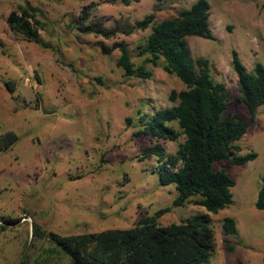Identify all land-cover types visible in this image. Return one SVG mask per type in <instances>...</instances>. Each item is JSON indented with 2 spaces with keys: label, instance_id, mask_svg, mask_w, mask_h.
<instances>
[{
  "label": "rangeland",
  "instance_id": "374dc122",
  "mask_svg": "<svg viewBox=\"0 0 264 264\" xmlns=\"http://www.w3.org/2000/svg\"><path fill=\"white\" fill-rule=\"evenodd\" d=\"M193 1L0 0V134L11 130L17 136L0 151V264H68L46 232L129 228L163 207L168 211L155 219L158 225L208 216L214 248L204 264H264V209L255 207L264 185V102L252 114L240 102L230 63L233 51L249 72L264 62V0H206L212 38L185 37L192 59H207L212 80L224 85L222 116L236 111L248 123L232 154L255 156L241 164L212 163L233 180L230 202L213 213L193 197L172 205L177 192L172 183H158V159L142 157L154 142L163 158L182 142V135L170 141L138 131L154 110L174 103L170 90L184 85L163 70L162 57L152 64L138 55V46L152 24ZM26 3L39 10L40 43L6 26L7 14ZM82 9L83 25L97 22L112 33L79 31ZM149 13L153 20L145 29L133 28ZM120 47L134 67L142 64L151 72L148 78L123 75L115 65ZM166 124L178 130L175 121ZM224 217L234 220L230 235L221 229ZM31 224L44 232L40 238L32 236Z\"/></svg>",
  "mask_w": 264,
  "mask_h": 264
},
{
  "label": "trees",
  "instance_id": "16d2710c",
  "mask_svg": "<svg viewBox=\"0 0 264 264\" xmlns=\"http://www.w3.org/2000/svg\"><path fill=\"white\" fill-rule=\"evenodd\" d=\"M208 2L194 0L186 9L176 15L164 18L151 25L150 32L138 55H147L146 61L156 63L164 60L163 70L174 74L184 85L178 91L170 90L168 99L174 102L168 107H160L151 114L138 134H146L157 139L175 141L179 135L182 142L172 155L163 158V150L154 142L142 151V157L155 156L158 159L157 180L160 185L172 183L177 192L172 205H182L189 197L206 212H216L230 202V187L233 180L223 169H213L212 163L225 159L233 164H241L255 156L253 152L242 155L232 154L238 147L234 141L245 132L248 123L234 111L222 116L226 106L227 93L221 82L213 81L208 69V61L198 57L192 59L185 41L189 35L212 38L208 27ZM264 9V1L261 4ZM82 9L76 21L81 32L102 33L98 23L83 25L86 13ZM38 8L26 3L11 10L6 18L7 28L27 41L40 43L36 18ZM153 20V14L135 21L133 28L143 30ZM232 70L238 82V99L252 114L264 102V62L255 63L252 72L246 70L236 53L230 59ZM115 65L122 69L124 76L148 78L151 74L143 65L133 66L124 47L119 48ZM10 87L11 82H4ZM175 121L178 130L166 122ZM17 138L7 130L0 134V151L6 149ZM255 207L264 209V185L258 190ZM168 207L140 217L129 228H109L96 232L58 235L46 232L45 236L53 244L56 253L64 255L68 264H204L214 248L213 231L206 214L185 218L181 224H156L155 219ZM221 229L225 235L235 232L231 217H224ZM44 232L32 224V236L40 238ZM231 249L230 246H226Z\"/></svg>",
  "mask_w": 264,
  "mask_h": 264
},
{
  "label": "water",
  "instance_id": "95a60500",
  "mask_svg": "<svg viewBox=\"0 0 264 264\" xmlns=\"http://www.w3.org/2000/svg\"><path fill=\"white\" fill-rule=\"evenodd\" d=\"M31 226H32V224H31Z\"/></svg>",
  "mask_w": 264,
  "mask_h": 264
}]
</instances>
